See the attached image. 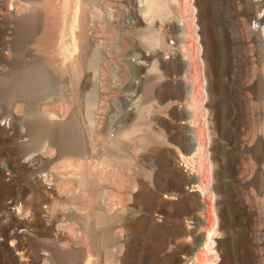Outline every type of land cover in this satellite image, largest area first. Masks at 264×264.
<instances>
[{
	"label": "rangeland",
	"instance_id": "rangeland-1",
	"mask_svg": "<svg viewBox=\"0 0 264 264\" xmlns=\"http://www.w3.org/2000/svg\"><path fill=\"white\" fill-rule=\"evenodd\" d=\"M138 1L82 0L81 47L64 66L57 52L65 0H0V122H12L0 126V264H86L90 256L88 264H185L212 227L213 211L221 238L216 263L264 264V169L257 161L264 41L261 58L256 43L264 0H169L168 18L153 25L162 38L150 49L148 26L131 21ZM176 23L190 32L183 44ZM180 50L193 62L204 59L199 78L213 92L211 129L200 124L211 139L215 197H205L208 211L186 195L193 178L180 157L190 141ZM153 66L157 84L143 88ZM39 75L50 88L39 86ZM188 78L198 90L194 72ZM135 126L105 164L119 133ZM74 175L88 182L78 185ZM123 185L128 197L114 201L112 191ZM76 194L84 196L81 217L71 213ZM92 207L117 219L98 227ZM188 219L197 223L190 238ZM202 252V262L189 264L211 261Z\"/></svg>",
	"mask_w": 264,
	"mask_h": 264
},
{
	"label": "bare ground",
	"instance_id": "bare-ground-1",
	"mask_svg": "<svg viewBox=\"0 0 264 264\" xmlns=\"http://www.w3.org/2000/svg\"><path fill=\"white\" fill-rule=\"evenodd\" d=\"M96 1L97 0H88V2L94 3V4ZM138 4H139L137 6V7H139L138 16H133L131 21H132V23H139L141 25V20H142V24H145L146 26H148L150 33H149V36L147 39V48L150 49L152 46H154V45L156 46V44H158L162 38V36L160 38L159 32L156 30V28L153 25H154V22L158 19H160L161 21H164L168 18L169 14H170L169 0H139ZM82 5H83L82 0H65V2H64V6H65V8H64V11H65L64 12V24H65V26L60 30V41H59V45H58V52H57L58 55L57 56L62 57V59L65 61V64H67L70 61H74V59L76 58V56L79 52V48L81 47V44H80V41L76 35V32H78V30H80V26H81L80 24H81L82 15H83ZM52 13H53V11H52ZM143 16H144V19L140 18ZM52 19L53 18H51V20ZM191 23H192V25L190 24L191 27H189V28L191 29L190 31L194 34L193 40L194 39L196 40V45H195L197 48L196 52L199 53L201 50V47H202L200 42H199V39H198L199 34L197 32V27H196L195 21L193 20V21H191ZM256 23L259 25V27H261L260 29L258 28L256 31L257 32L256 33V36H257L256 43H257V47H258V52H257L258 54L257 55L259 58H261L260 48H261V45L264 41V12H263V19L258 20ZM66 25H70L69 29L67 28ZM48 28H49V30H51L50 27H48ZM48 28H47V30H48ZM174 28L176 29V32L179 34L180 43L183 44L185 42V38L190 33L188 31L187 26H182L181 24L176 23L174 25ZM68 30L70 31L69 32L70 35L67 34ZM68 35L72 39V42H70V44L67 43ZM180 51H182L180 56L182 58V64H183L182 66L184 69V77H185V81H186V84L184 87L185 99L188 101L189 109H190L187 111L188 122L186 123V125L189 127V133H190L189 151L186 153L180 152V157H182L183 159L186 160V161H183V162H186L185 163L186 169H188L190 177L194 178V185L190 186V188H189L190 192L191 193L193 192L196 195H198V198L200 200L201 209L203 211H205V210L208 211L209 208L212 207L213 205L210 206L207 203H205V197L208 196L210 201H213V199L215 197V191L212 188V186H213L212 159L210 156L211 152L209 151V148L211 146V139L210 138L209 139L204 138V132L200 128V124L201 123L203 124L204 129H208V130L211 129L210 128V126H211L210 122L211 121L213 122V118H212L213 117L212 116L213 111H211L210 108H211V104L213 101V92L208 87L209 82L207 81V87H206L205 86L206 81L199 78L200 69H199L197 64L202 63V60H204V59L201 60V57L198 56L200 59L198 61L199 63H197L196 61L193 62L185 50H180ZM96 56H97V58L100 57L99 55H96ZM156 57L158 58V55H156ZM262 61L264 62V60H262ZM203 62H205V61H203ZM156 71H157V66H153L152 68L148 69V76H146L145 80H143V85H144L143 88L146 86H149L151 88V87H153V85L157 84V82H154L155 78L154 77L152 78L149 76V75L155 73ZM192 72H194V74L196 76L197 83L199 82L198 90H197V87L195 86L194 83H190V80L188 78V75L190 73L192 75ZM258 93H259L260 98L257 99V103H258V107L260 109V107L262 108L261 105L264 103V74L258 75ZM94 94H93V96H94ZM211 97H212V99L210 100V104H208V107H207L206 102ZM11 124H12L11 120H5L3 122H0V126H2L3 129H4V127L9 128L11 126ZM139 128H140L139 126H135L132 129V131L126 130L124 132V135L127 137V136H129L130 133H132V132L134 133L137 130H139ZM118 146H120V145H116L115 147L117 149H119L120 147H118ZM63 147L65 148V146H63ZM258 148H259V157L257 158V161H258V163H262L263 169H264V163H263V161H264L263 150L264 149H263V144L261 142H259ZM191 163L199 164V166L198 165L196 166V164L194 166L193 165L191 166ZM204 167H206V170H207V174H208L207 179L204 178L202 175L204 173V169H205ZM260 177H261V175H260ZM260 177H259V179L255 180L256 184H261L262 181H260ZM70 179H73L75 181H77V180L79 181V180H82L83 178L81 176L74 175ZM262 187H263V185L261 184V187L259 188V190H261ZM263 194H264V191H263ZM18 211H19V209H18ZM213 215H214V220H213L212 227L207 231L204 240L201 241L200 246L198 247V250L195 251V254L191 258L190 257L187 258V264H189L191 260L193 262L200 261L199 259H201V258H199L200 257L199 255H202V254H200L199 252L201 250L204 251V252H202L203 255L211 257V261L206 260L205 262H203V264H210V263L218 264V263H216L214 256H217L216 255L217 254V246L219 245V239H221V238H220V232H219L218 227H217V220H218L217 213L215 211H213ZM199 223H200V221L198 222V224ZM192 224L195 225L197 223L189 221L188 226L190 229H192L194 227V226H192ZM202 259H205V258L203 257ZM200 262H202V261H200Z\"/></svg>",
	"mask_w": 264,
	"mask_h": 264
},
{
	"label": "crops",
	"instance_id": "crops-1",
	"mask_svg": "<svg viewBox=\"0 0 264 264\" xmlns=\"http://www.w3.org/2000/svg\"><path fill=\"white\" fill-rule=\"evenodd\" d=\"M50 15V14H49ZM60 57V56H59ZM62 58V57H61ZM63 60V59H62ZM71 62V61H70ZM73 62V61H72ZM63 63H64V66L66 65L65 64V61L63 60ZM48 73H50V71H48ZM40 76V82L38 83L39 84V86H45L46 85V88L48 89V88H50V84L47 82V79L45 78V79H43V76L42 75H39ZM36 81V80H35ZM33 82V83H27V86H30V84H34V85H36L37 84V82ZM94 88L96 89V87H95V85H94ZM55 115L54 114H51V116L50 117H54ZM53 127H58L59 125L58 124H53L52 125ZM125 132V131H124ZM124 132H122V134L121 133H119V140H116L115 142H113L112 144H111V146H110V149H111V151H108L107 152V156L103 159V162L105 163V164H107V165H109V164H112V162H114L115 160H116V150H118L115 146L116 145H120L121 143H123L124 142V139H123V137H126L125 135H124ZM61 142H63V141H61ZM66 142H68V141H66ZM69 143H71V142H69ZM86 152H84V154H85ZM83 154V155H84ZM124 162H129V163H131L132 162V158L131 157H127L126 158V160L124 161ZM70 165H72V164H70ZM188 176L190 177V175L188 174ZM81 177L83 178L82 180H77L76 182L78 183V185H81V186H84V185H86V183L88 182V178L87 177H85V176H83V175H81ZM114 178V177H113ZM193 178V177H192ZM120 182H122V183H124V180H121ZM193 185H194V178H193ZM193 185H191V186H193ZM190 187H188L187 188V190H188V192H186V195L188 194V193H191L190 192V189H189ZM127 193H126V190L124 189V185L122 186V187H117V188H114V190L112 191V195H113V200L114 201H119L120 203H123V201H125L126 200V198L128 197L127 195H126ZM192 194L196 197V198H198V195H196L195 193H193L192 192ZM169 196L168 195H164V198H168ZM82 199H84V196L82 195V194H76V197H75V205H73V206H71V213L73 214V215H75V216H79V217H81V214H82V212L80 211V207H79V204H80V200H82ZM198 200H199V198H198ZM199 203V202H198ZM200 206V205H199ZM93 209H91V210H93L94 211V218H95V220H96V223H97V225H98V227H105V225L107 226V224L108 223H110V222H112V221H115L117 218H115L114 216L112 217V216H108L104 211H102V210H96V209H94V207H92ZM87 213H90V211H88ZM199 218H197L196 219V221L198 220ZM189 220V219H188ZM188 220H186V225H184V231L186 232V235H187V237L188 238H190V228H189V226H188V222L190 221H188ZM70 222L71 223H73V222H77V220H70ZM86 231V230H85ZM76 247H77V245H76ZM198 248V246H197V244H196V242L194 241V245H193V247H192V250H191V252H190V255H191V257L195 254V251H196V249ZM190 255H186L185 257H184V263L185 264H187V258H189L190 257ZM190 257V258H191ZM91 260H93L92 259V257L90 256L89 257V259H88V261H87V263L86 264H88V262H90Z\"/></svg>",
	"mask_w": 264,
	"mask_h": 264
}]
</instances>
